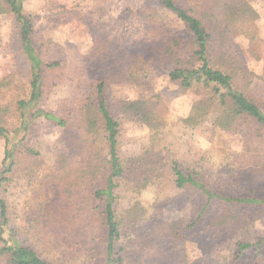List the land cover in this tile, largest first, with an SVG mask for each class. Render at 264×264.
Returning a JSON list of instances; mask_svg holds the SVG:
<instances>
[{"label": "trees", "instance_id": "obj_1", "mask_svg": "<svg viewBox=\"0 0 264 264\" xmlns=\"http://www.w3.org/2000/svg\"><path fill=\"white\" fill-rule=\"evenodd\" d=\"M155 1L184 25L187 39L159 32L153 11L148 8L129 15L156 28L159 42L149 55L132 46L113 50L106 37L96 36L89 58L105 63L106 68L75 103L77 122L73 124L68 120V110L55 116L40 108L61 62L35 30L23 0H0V16L11 15L16 42L29 67L28 99L3 101V91L12 86L13 79L0 80V139L5 143L0 170V264H99L102 254L105 264H122L124 258L128 264H152V258L160 255L154 246H148L154 233L135 232L146 214L139 197L148 190L189 189L204 198L194 218L167 224L170 241L179 246L184 244L187 232L209 242L220 236L231 237L264 215V196H224L209 186L197 168L185 167L177 158L164 155L175 137H167L174 134L167 129L161 97L146 81L150 73L164 67L170 82L179 89L202 93L193 101L188 116L178 119L182 135L193 132L212 139L217 131L235 135L244 129L243 150L259 159L258 155L264 153V100L251 92V86L255 78L264 84V61L262 75L257 77L232 51L237 31L255 40L249 29L259 17L253 7L256 0H206L200 7L180 5L176 0ZM121 85L136 86L138 97L109 99L108 89ZM126 113H137L149 129L147 142L131 157L121 152L118 115ZM11 114L19 122L13 132L3 125ZM39 118L80 133L90 156L80 163H72L64 154L56 156L50 173L39 181L40 198L26 220L28 225L16 226L7 187L14 176L33 173L30 178H34L39 159L24 143L30 124ZM11 135L16 141L12 142ZM32 155L27 164L25 160ZM255 173V178L264 180V169ZM48 179L52 187L47 193L41 184H47ZM138 243L139 249H131ZM263 244L264 238L254 243L246 238L237 240L228 264L240 262L250 248H255V260L260 261ZM35 246L49 250L47 254L56 250L61 258L53 260Z\"/></svg>", "mask_w": 264, "mask_h": 264}, {"label": "rangeland", "instance_id": "obj_2", "mask_svg": "<svg viewBox=\"0 0 264 264\" xmlns=\"http://www.w3.org/2000/svg\"><path fill=\"white\" fill-rule=\"evenodd\" d=\"M176 1L180 5L196 7L203 6L206 2ZM23 6L31 14L34 28L49 45L51 54L61 62L52 74V86L49 94L41 101L40 108L55 116H62V112L68 110V120L73 124L77 122L74 116L75 103L88 93L91 82L95 77L103 75L106 68L105 63L89 58L96 36L106 37L113 50H125L132 46L149 55L159 42L158 32L154 26H147L143 20L129 15L138 9L148 8L153 11L159 32L187 39L184 25L155 0H23ZM253 7L259 15L249 29L255 40H249L237 31L233 35L232 51L239 54L245 68L258 77L262 75L264 61V0L254 1ZM28 68L16 42V29L11 15H1L0 80L6 77L13 79L12 86L3 91V101L28 99ZM146 81L161 97V109L167 120V129H171L174 134L167 137H175L173 145L164 155L177 158L185 167L197 168L206 176L209 186L224 196H264V180L255 178V172L264 169V153H260V156L256 154L260 158L254 159L244 152V129L235 135L217 131L212 139L193 132L182 135L178 119L188 116L193 101L199 95L202 96V93L179 89L170 82L164 67L150 73ZM251 92L264 100V84L259 79L253 80ZM138 93V88L134 85L111 86L108 98L133 100L138 97ZM118 118L122 130L121 152L128 157L135 156L147 142L149 129L137 113L120 114ZM3 125L9 132H13L19 125L18 118L11 114ZM14 135H11L12 142L16 141ZM24 144L34 149L40 165L36 167L34 178H30L33 173L29 176H14L7 187L6 197L15 215L16 226L28 225L26 220L32 215L34 204L40 198L39 181L50 173L49 168L56 156L64 154L72 163H80L90 156V149L84 146L80 133L41 118L30 124ZM4 149V140L0 139V170ZM32 157L33 155L25 160L27 164H30L29 159ZM257 160L262 163L257 165ZM41 185L44 188L42 191L47 190V193L52 187L49 179L47 184ZM139 200L146 209V214L136 226L135 232L137 235L154 233L153 241L148 246L151 249L154 246L160 255L152 258V264H228L232 246L237 240L246 238L254 243L264 238V215L261 214L231 237L220 236L217 240L215 238L208 242L202 236L187 232L184 244L179 246L170 241L165 230L167 224L194 218L204 205V198L196 191L173 190L168 187L163 191H145ZM139 246L140 243L131 249H139ZM262 246L263 256L260 261L255 260V248H250L244 252L240 262L235 264H264V244ZM35 247L40 253L49 254V250H44L41 246ZM55 251L52 250L49 255L53 260H58L61 258L60 252ZM180 254L182 259L178 260ZM99 264H105L103 254ZM122 264H128L127 258H124Z\"/></svg>", "mask_w": 264, "mask_h": 264}]
</instances>
